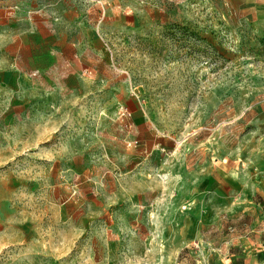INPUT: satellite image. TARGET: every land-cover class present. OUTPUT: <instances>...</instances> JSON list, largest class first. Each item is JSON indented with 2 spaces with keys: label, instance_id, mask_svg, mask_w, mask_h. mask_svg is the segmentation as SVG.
<instances>
[{
  "label": "rangeland",
  "instance_id": "374dc122",
  "mask_svg": "<svg viewBox=\"0 0 264 264\" xmlns=\"http://www.w3.org/2000/svg\"><path fill=\"white\" fill-rule=\"evenodd\" d=\"M263 219L264 0H0V264H197Z\"/></svg>",
  "mask_w": 264,
  "mask_h": 264
},
{
  "label": "crops",
  "instance_id": "0c3cea01",
  "mask_svg": "<svg viewBox=\"0 0 264 264\" xmlns=\"http://www.w3.org/2000/svg\"><path fill=\"white\" fill-rule=\"evenodd\" d=\"M260 222L250 230L252 233L226 238L224 246L218 251L213 249L214 253L198 252L195 261L197 264H264V219Z\"/></svg>",
  "mask_w": 264,
  "mask_h": 264
}]
</instances>
